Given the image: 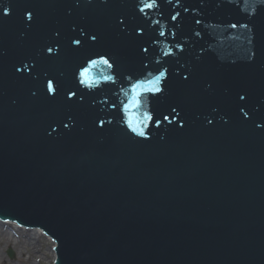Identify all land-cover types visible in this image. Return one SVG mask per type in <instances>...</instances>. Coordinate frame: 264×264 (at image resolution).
Returning a JSON list of instances; mask_svg holds the SVG:
<instances>
[{"label": "water", "instance_id": "water-1", "mask_svg": "<svg viewBox=\"0 0 264 264\" xmlns=\"http://www.w3.org/2000/svg\"><path fill=\"white\" fill-rule=\"evenodd\" d=\"M146 3L0 0V216L56 264H264V0Z\"/></svg>", "mask_w": 264, "mask_h": 264}, {"label": "snow or ice", "instance_id": "snow-or-ice-1", "mask_svg": "<svg viewBox=\"0 0 264 264\" xmlns=\"http://www.w3.org/2000/svg\"><path fill=\"white\" fill-rule=\"evenodd\" d=\"M155 5V0H152V3H146L145 7L151 8ZM175 19V17H173ZM235 27V25H233ZM163 34V33H161ZM94 39V37H93ZM79 43V41H76ZM51 51V49H49ZM90 66L82 69L79 73L80 82L83 84H92L95 83V79L92 75V70L97 69L99 66L103 65L108 68H111L112 65L107 58L100 57L97 60H92L89 62ZM164 76V72H161L158 76H156L152 80L146 81H137L131 85V88L125 93L127 97V103H123V110L129 112V116L127 117V124L129 128L136 132L140 136H144V132L140 130V123H143L146 120L151 119L150 115H144V121H139L138 118L131 114L132 109H140L143 106L142 97L146 92H159L161 89L159 88L160 78ZM103 79L105 81H109L113 79L111 76L104 75ZM49 92L53 91V85L51 82L48 84ZM74 95V94H70Z\"/></svg>", "mask_w": 264, "mask_h": 264}, {"label": "bare ground", "instance_id": "bare-ground-1", "mask_svg": "<svg viewBox=\"0 0 264 264\" xmlns=\"http://www.w3.org/2000/svg\"><path fill=\"white\" fill-rule=\"evenodd\" d=\"M41 237L49 240V237L44 235V233L38 228H28V230H26L20 227V225H17L16 222H6V220H0V246H4L7 244L20 246V253L17 259V264H31L29 259L32 258L34 252L39 251L40 244L38 242H40ZM49 241L51 242V240ZM53 245L54 242L52 241L51 245L47 249V252H49V254L51 253L52 259L54 258V252L53 249H51ZM24 253H26V255L23 258ZM44 256L47 258L46 253H44ZM36 260L40 261L41 258H38ZM0 264L13 263L7 261L0 252Z\"/></svg>", "mask_w": 264, "mask_h": 264}, {"label": "rangeland", "instance_id": "rangeland-1", "mask_svg": "<svg viewBox=\"0 0 264 264\" xmlns=\"http://www.w3.org/2000/svg\"><path fill=\"white\" fill-rule=\"evenodd\" d=\"M40 244L39 246V251L38 252H34L32 255V258L29 259V261L31 262V264H53V259H52V255L51 253L49 254V252H47L48 247L51 245V242L43 237H41L40 242H38ZM9 249L13 252V256H10L8 254ZM0 252L2 253V255L4 256V258L13 263V264H17V259L20 253V246H14L12 244H7L4 246H0ZM44 253H46L47 258L44 256ZM26 255V253L23 254V258ZM35 255V257H34ZM31 257V256H30ZM41 258L40 261H37L36 259Z\"/></svg>", "mask_w": 264, "mask_h": 264}]
</instances>
